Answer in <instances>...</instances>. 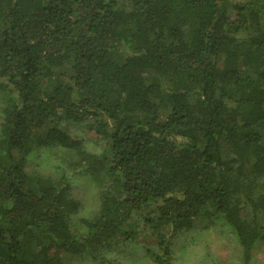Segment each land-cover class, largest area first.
Returning <instances> with one entry per match:
<instances>
[{
	"label": "trees",
	"instance_id": "16d2710c",
	"mask_svg": "<svg viewBox=\"0 0 264 264\" xmlns=\"http://www.w3.org/2000/svg\"><path fill=\"white\" fill-rule=\"evenodd\" d=\"M39 145L84 161L95 216L76 221L70 176L29 170ZM197 221L226 226L255 264L264 0H0V264H127L142 232L172 264Z\"/></svg>",
	"mask_w": 264,
	"mask_h": 264
},
{
	"label": "rangeland",
	"instance_id": "374dc122",
	"mask_svg": "<svg viewBox=\"0 0 264 264\" xmlns=\"http://www.w3.org/2000/svg\"><path fill=\"white\" fill-rule=\"evenodd\" d=\"M66 130L77 135L89 151H97L96 133L85 128V124H71ZM42 130L41 133H44ZM73 157V160L71 158ZM30 164L31 172L45 175H66L72 178L70 195L79 204L76 221L93 217L99 211V189L94 179L85 172V163L76 154H69L63 145H39ZM140 247L134 248L127 256V264H156L147 248L154 247L155 241L147 232H142L135 240ZM172 264H242L241 247L226 226L220 223L197 221L191 229H184L174 235ZM65 261L76 264H92L79 255L65 254ZM254 263L264 264V243L256 246Z\"/></svg>",
	"mask_w": 264,
	"mask_h": 264
}]
</instances>
